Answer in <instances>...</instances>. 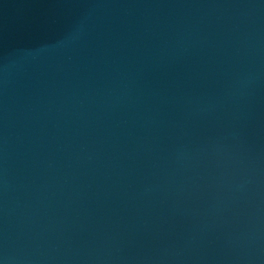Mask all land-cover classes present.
<instances>
[{
    "label": "water",
    "instance_id": "95a60500",
    "mask_svg": "<svg viewBox=\"0 0 264 264\" xmlns=\"http://www.w3.org/2000/svg\"><path fill=\"white\" fill-rule=\"evenodd\" d=\"M0 264H264V0H0Z\"/></svg>",
    "mask_w": 264,
    "mask_h": 264
}]
</instances>
